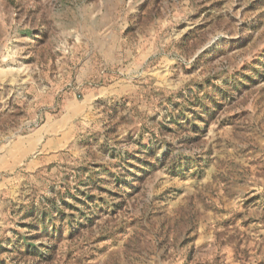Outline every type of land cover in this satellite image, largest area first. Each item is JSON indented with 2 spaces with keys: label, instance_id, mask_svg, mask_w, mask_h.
Wrapping results in <instances>:
<instances>
[{
  "label": "rangeland",
  "instance_id": "1",
  "mask_svg": "<svg viewBox=\"0 0 264 264\" xmlns=\"http://www.w3.org/2000/svg\"><path fill=\"white\" fill-rule=\"evenodd\" d=\"M0 264H264V0H0Z\"/></svg>",
  "mask_w": 264,
  "mask_h": 264
}]
</instances>
